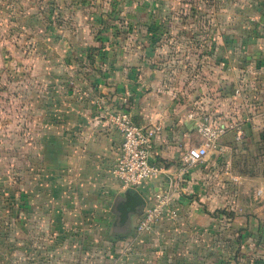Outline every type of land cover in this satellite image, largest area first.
I'll return each instance as SVG.
<instances>
[{
  "label": "crops",
  "instance_id": "0c3cea01",
  "mask_svg": "<svg viewBox=\"0 0 264 264\" xmlns=\"http://www.w3.org/2000/svg\"><path fill=\"white\" fill-rule=\"evenodd\" d=\"M56 1L73 27L52 37L66 67H45L41 77L31 68L35 83L20 85L19 190L11 181L0 184V264H264V6L246 34L211 28L213 48H222L220 74L191 100L181 74L171 82L165 73L160 82L161 70L144 63L164 56L167 42L182 48L186 2L132 0L129 8L124 0ZM114 4L125 16L121 27H131L130 40L104 14ZM196 6L201 25L209 23ZM238 78L257 82L249 103L232 97ZM122 104L134 123L160 124L150 161L161 172L137 187L143 204L119 223L116 206L127 190L111 172L120 135L106 112ZM198 104L223 124H237L240 138L228 129L217 150L188 168L172 200L176 216L137 234L142 208L167 188L196 140L185 113Z\"/></svg>",
  "mask_w": 264,
  "mask_h": 264
},
{
  "label": "rangeland",
  "instance_id": "374dc122",
  "mask_svg": "<svg viewBox=\"0 0 264 264\" xmlns=\"http://www.w3.org/2000/svg\"><path fill=\"white\" fill-rule=\"evenodd\" d=\"M131 1L124 0V3L131 8ZM181 1L187 3L185 8L188 22L187 35L183 39L182 48L177 42L176 44L164 43L167 49L166 54L163 56L161 53L159 58L152 59L150 63L146 60L144 63L145 66L151 64L161 70L160 82L161 79L164 82V77L167 78L166 74L169 72L171 82L173 80L177 82L181 74L188 85L187 90L192 100L193 95L197 94V87L203 85L207 87L209 76L213 74L216 79L218 72L220 74L217 61L219 62L218 54L222 48L220 52L219 48H213L211 28H214V32H218V35L238 37L246 34L245 31L249 30L247 26L252 23L251 19L255 9L264 6V0H202V2L197 0L199 2L197 6L195 5L196 0ZM56 3V0H0V184L5 181L13 182L14 191L17 194L22 107L20 85L35 83V75H30L31 68L39 69L38 77H41L45 67L52 66L57 69L66 67L61 57L60 45L53 42L52 37L57 34V30L63 27L68 26V29L73 27L68 24L65 11L60 9ZM194 6H201V8L203 6V19L208 20L209 23L205 22L201 25L200 15L195 16V12L192 11ZM120 7L114 4L104 14L109 15L107 19L113 22L117 33L120 36H128L130 40V25L121 27L123 14L119 12ZM129 8L122 7V11L126 13L125 10ZM213 16L214 23L218 25L216 28L213 27ZM196 19H198L197 23H195ZM218 37L220 39V36ZM128 39L124 45L130 52L132 43ZM161 45L163 44L159 47ZM175 50L177 53L182 52V55H171L168 58V54H172ZM219 55L222 58L223 55ZM73 62L80 66L87 65L86 60L83 63L81 60H73ZM129 62L131 63V59ZM62 73L63 71L60 70V76ZM128 103L130 104V98L123 103L127 109H129ZM9 162L12 164L10 171ZM136 189L137 187L126 188L137 194Z\"/></svg>",
  "mask_w": 264,
  "mask_h": 264
},
{
  "label": "built area",
  "instance_id": "2783aa9c",
  "mask_svg": "<svg viewBox=\"0 0 264 264\" xmlns=\"http://www.w3.org/2000/svg\"><path fill=\"white\" fill-rule=\"evenodd\" d=\"M233 68L226 66V69ZM256 84V80L243 81L238 78L232 97H239L249 103L256 97ZM106 117L120 135V144L111 172L121 188L138 187L160 173L161 167L150 161L151 140L159 132L160 124L150 119L136 124L121 106L107 111ZM185 117L191 122L196 140L180 155L174 175L167 181V188L153 192L150 203L142 208L134 225L137 234L149 231L155 223L163 219H173L176 216L172 200L181 189L188 168L200 162L209 152L217 150L220 147L219 138L228 129L235 128L236 138H240L241 131L237 124H223L213 116L209 107L202 104L194 105L185 113Z\"/></svg>",
  "mask_w": 264,
  "mask_h": 264
},
{
  "label": "water",
  "instance_id": "95a60500",
  "mask_svg": "<svg viewBox=\"0 0 264 264\" xmlns=\"http://www.w3.org/2000/svg\"><path fill=\"white\" fill-rule=\"evenodd\" d=\"M143 204L141 198V192L137 194L132 191H126L123 194L122 201L116 206L118 211V222L123 223L127 217V214L135 209L136 206Z\"/></svg>",
  "mask_w": 264,
  "mask_h": 264
},
{
  "label": "trees",
  "instance_id": "16d2710c",
  "mask_svg": "<svg viewBox=\"0 0 264 264\" xmlns=\"http://www.w3.org/2000/svg\"><path fill=\"white\" fill-rule=\"evenodd\" d=\"M219 61H221V58H219ZM118 107H119V106H118ZM122 107L124 108L123 104H122L121 108H122ZM192 108H193V106H192ZM192 108H190V109H192Z\"/></svg>",
  "mask_w": 264,
  "mask_h": 264
}]
</instances>
